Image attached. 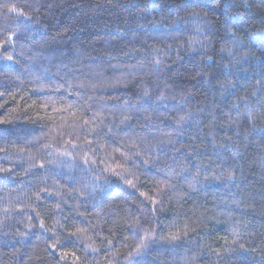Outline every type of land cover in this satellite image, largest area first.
Listing matches in <instances>:
<instances>
[{"label":"trees","instance_id":"16d2710c","mask_svg":"<svg viewBox=\"0 0 264 264\" xmlns=\"http://www.w3.org/2000/svg\"><path fill=\"white\" fill-rule=\"evenodd\" d=\"M0 264H264V0H0Z\"/></svg>","mask_w":264,"mask_h":264},{"label":"snow or ice","instance_id":"6c2138e0","mask_svg":"<svg viewBox=\"0 0 264 264\" xmlns=\"http://www.w3.org/2000/svg\"><path fill=\"white\" fill-rule=\"evenodd\" d=\"M9 11H15V8H10ZM11 38H9L10 40ZM7 60L11 61L13 59L12 56H7L6 57ZM129 184H131V181H128ZM43 227V225H41ZM52 247H55V245H53ZM137 247H139V245H137Z\"/></svg>","mask_w":264,"mask_h":264}]
</instances>
